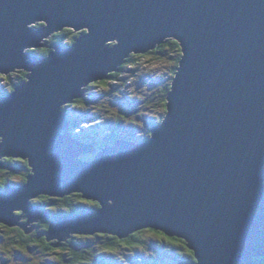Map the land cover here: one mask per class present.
I'll return each mask as SVG.
<instances>
[{"label":"water","instance_id":"water-1","mask_svg":"<svg viewBox=\"0 0 264 264\" xmlns=\"http://www.w3.org/2000/svg\"><path fill=\"white\" fill-rule=\"evenodd\" d=\"M65 27L80 32L73 44L57 42L43 56L26 51ZM167 38L183 53L151 137L101 149L76 139L63 106L119 72L131 52ZM15 67L28 74L0 94V166L7 167L4 156L21 157L31 172L25 184L0 192V222L29 233L32 222L52 217L45 235L58 239L55 246L73 233L126 237L153 227L186 238L197 264H258L264 0H0V73ZM72 192L99 208L53 214L32 202Z\"/></svg>","mask_w":264,"mask_h":264},{"label":"trees","instance_id":"trees-1","mask_svg":"<svg viewBox=\"0 0 264 264\" xmlns=\"http://www.w3.org/2000/svg\"><path fill=\"white\" fill-rule=\"evenodd\" d=\"M78 34H74L72 30L65 28L55 35L53 38V43L57 40L65 41L64 37L70 38V41L67 43L73 42ZM113 45V43H111ZM52 49V45L45 46L38 53L42 55H46ZM151 56V57H150ZM182 56V47L180 42L174 38H168L163 43L158 44L155 48L150 49L147 52L135 53L132 52L129 57L126 58V61L122 64V68L124 66H132L137 65L141 66V60H147L150 64L148 68H142L143 78L146 80L147 92L146 99L144 100L146 108L155 107V109H160L162 116L159 118L155 112L152 115L154 120L161 121L165 112H166V102L167 95L171 88L173 76L176 73L177 66L180 63V59ZM165 61L163 65H161V72L164 74H158V70H156L158 65H155L153 61ZM20 71H23L20 73ZM119 72H115L118 74ZM16 74V75H15ZM2 74H0L1 76ZM16 76V80H10V90L15 88V85L23 81L27 77V72L24 70H17L8 75V78L11 79V76ZM0 92H4V89L0 87ZM84 102V97L75 99L73 103ZM79 105V104H78ZM132 105V104H131ZM107 107V111H108ZM148 111H150L148 109ZM107 118H101L99 120H105L107 126H110L112 123H116V126L109 128L111 131L110 134L106 136L108 141H102L100 138L96 139L90 136L83 138V140L88 141L91 140L97 144V146L102 147L109 143H112L116 140L118 136H120V124L121 121H124V116L120 114H114L109 112ZM135 121V120H134ZM131 121V122H134ZM157 122V121H156ZM74 125L78 124V122H72ZM142 133V132H141ZM93 138V139H92ZM90 142V141H89ZM19 158V157H17ZM22 161L20 163V167H24V171H19L17 174L16 171L10 168V166L14 165V167L19 166L17 162ZM3 162L7 167L3 168L0 166V190L5 188L7 185H12L14 187L20 186V184L26 182L28 180V175L30 174V166L28 160H22L21 158L16 159L14 157H4ZM15 163V164H13ZM22 168V167H21ZM20 176L18 180L15 175ZM89 201H94L95 203H89ZM33 203L42 204L44 207H47L50 212L53 214H71L72 212L81 211L83 208L90 209H98L100 203L97 200L88 199L83 196L81 192H72L65 196H50V195H40L36 199H32ZM22 211H17V215H20ZM27 220V218H26ZM48 222L40 221L38 227L32 231L31 233H27L20 226H9L8 224L0 222V264H23L25 262H30L31 257L33 255V250H39L44 253H54L56 255L57 260H49L52 264H91L93 262H100L99 254H107L109 256L114 255V258L124 259L126 258L125 252L133 250L134 248L142 247L145 251L146 249L142 246L145 243H149V240H145L141 237V232L143 230H147L150 232H155L165 238L173 247L177 250H172L177 252L181 258H186L191 260L192 264L196 263V259L194 257V252L190 248L187 247L186 240L177 236H167L162 230L157 228H144L142 230H138L133 233L131 236L119 237L116 234L112 233H94L92 235L88 234H79L74 233L71 236L63 241L61 246H55L54 241L48 240L47 237L43 234V229H47L49 227ZM83 237V238H82ZM83 240H80V239ZM71 245L72 253L64 254L57 253V247H61V249H65L67 246ZM171 253V252H170ZM19 256V258H17ZM22 258V260L20 259ZM261 264H264V258H258ZM122 260L118 261V264H122ZM127 264H133L126 258ZM139 262L136 264H149L144 261L142 257H140ZM150 260H158L156 258Z\"/></svg>","mask_w":264,"mask_h":264},{"label":"rangeland","instance_id":"rangeland-1","mask_svg":"<svg viewBox=\"0 0 264 264\" xmlns=\"http://www.w3.org/2000/svg\"><path fill=\"white\" fill-rule=\"evenodd\" d=\"M43 21V20H38ZM41 23V22H40ZM39 24V23H37ZM69 28V27H67ZM72 28V29H71ZM70 30H74L73 33L77 34L79 31H75L74 27H71ZM59 33V31H56L52 33L51 35L45 37L44 41L45 43L50 46L53 44V37ZM65 41L62 42H68L70 41V38L64 37ZM113 41V40H112ZM113 42L117 43V40H114ZM55 43V42H54ZM45 47V44L41 47H34V48H28L26 51H36L39 52L42 48ZM43 56L42 54H40ZM151 57V56H150ZM142 63H140L141 66L137 65H128L124 66V71L120 73L119 78H110L107 79V83L101 82H93L90 86H88L90 92H95L96 97L94 101H89V104H84L78 107L80 114H82V111L88 108V106H93L95 108H100L101 106H109L108 111L112 112L114 114H118L120 112V115L124 116L123 126L125 128H128V124L131 123L132 120L137 121L135 123V126H139L140 131H135V135H141L145 134L144 131H147L148 128L145 126L144 123H142L144 117H148L153 121V112L156 113V115L160 118L162 116V113L160 112V109H155V107H148L150 111L145 106L144 100L146 99V92L148 90L146 85V80L143 78L142 68H148L150 64L147 60H141ZM165 61H153L155 65H158L156 70H158V74H164V72H161V65L164 64ZM166 63V62H165ZM121 66V65H120ZM25 71V70H24ZM23 71H20L22 73ZM16 75V74H15ZM11 76V79H8V75H1L0 76V87L10 90V80H16V76ZM94 86V87H93ZM88 91V93H90ZM123 102H126L127 105H133V110L140 109L141 114L140 115H134L131 112L126 113L124 111H120V108L123 107ZM137 102V103H136ZM117 103V104H116ZM136 103V104H135ZM136 113V112H134ZM86 132V130H83ZM142 132V133H141ZM92 135V134H91ZM134 136V135H133ZM84 155V154H83ZM86 156H91L90 154H85ZM22 163V161L18 162ZM24 168H20V171H24ZM19 174L20 172H16ZM15 177L20 179V176L14 174ZM45 218V217H44ZM43 218L39 219L42 220ZM38 220V221H39ZM38 221L32 222L34 226L38 227ZM39 228V227H38ZM141 237H143L145 240H149V243H145L142 245L146 250V255H151L152 253H158L159 255L164 252L162 248H158L159 250H156L155 247L157 244L162 245L164 243H168L166 239H164L162 236L155 232H150L147 230H143L141 232ZM83 238V237H82ZM80 240H83V239ZM57 239V238H55ZM58 240V239H57ZM162 249V250H161ZM161 250V251H160ZM57 253H63L64 254H71L73 251L71 249V245L67 246L65 249H61V247H57L56 250ZM33 255L31 257L30 262H25L23 264H52L49 262V260H57L56 255L54 253H44L39 250H33ZM134 252L137 255H140V251L138 249L134 250ZM19 258V256L17 257ZM166 261V263H159V264H186V262L182 263L181 260H171L169 259V256L165 254L163 257H161ZM22 260V258L20 257ZM56 264V263H54Z\"/></svg>","mask_w":264,"mask_h":264},{"label":"clouds","instance_id":"clouds-1","mask_svg":"<svg viewBox=\"0 0 264 264\" xmlns=\"http://www.w3.org/2000/svg\"><path fill=\"white\" fill-rule=\"evenodd\" d=\"M41 22V23H40ZM40 22H37V23H39V24H37L38 26H41V25H43V23H44V21H40ZM65 28H67V27H65ZM64 28V29H65ZM71 27H69V28H67V29H70ZM64 29H62V30H64ZM72 29V28H71ZM62 30H60V31H62ZM59 31V32H60ZM72 31H74V30H72ZM78 34V36L80 35V32L79 33H77ZM55 37V36H54ZM53 37V38H54ZM168 39V38H167ZM75 40H76V38H75ZM75 40L73 41V42H70V43H65V42H62V41H60V40H57V41H55V43H53L52 44V49L51 50H53L54 49V45L57 43V42H62V43H64V44H67V45H71V44H73L74 42H75ZM45 42V41H44ZM111 43H113V45L115 44V42H108L106 45L107 46H113ZM181 45V44H180ZM45 46H47V44L45 43ZM50 50V51H51ZM49 51V52H50ZM29 52H32V53H35V54H38V55H40L38 52H36V51H29ZM48 52V53H49ZM47 53V54H48ZM132 53V52H131ZM183 53V52H182ZM46 54V55H47ZM182 57V56H181ZM121 67V69H120V71H119V73L118 74H115V72H110L109 74H110V78H119V76H120V73L121 72H123L124 71V69L122 68V65L120 66ZM27 72V71H26ZM0 74H2V73H0ZM10 74V73H9ZM9 74H2V75H9ZM27 74H28V72H27ZM174 77V76H173ZM9 79V78H8ZM26 79V78H25ZM24 79V80H25ZM173 80V79H172ZM99 82H101V81H103V83H107L108 84V81H107V79H103V80H98ZM98 81H94V82H98ZM93 82H91L89 85H87V86H85L84 87V102H81V103H78L77 105H76V103H68V104H66V105H64L63 106V109H64V111L65 112H67V115H68V119L71 121V130L75 133V135L77 136V137H79L81 140H83V138H86L87 136H90V137H93V138H96V139H101L102 141H103V138L104 137H98V135L96 134V133H91V134H86V133H84V131L82 130V127H81V123H83L84 124V122H85V124L84 125H86L87 123H88V121H90V119L94 122V124L95 125H103V126H105V129H106V131H107V135L108 134H110L111 133V131L109 130V128H112L113 126H116V123H112V124H110V126H107V124H106V122H105V120H99V119H101V118H107L108 117V115H110L109 114V111H107V107L109 108V106H107V105H105V106H101L100 108H95V107H93V106H88V108L87 109H85L84 111H82V114H80V111H79V106H80V104L81 105H84V104H89L88 102L89 101H94L95 100V98L94 97H96V95H95V92H90L89 91V88H88V86H90L91 84H92ZM172 85V84H171ZM94 87V86H93ZM4 89V88H3ZM12 90H7V89H4V92H0V94H3V93H6V92H11ZM88 91L90 92V93H88ZM74 102V101H73ZM137 103V102H136ZM135 103V104H136ZM167 103V102H166ZM117 104V103H116ZM134 105V104H133ZM133 105H127V103L126 102H123V107L122 108H120V111H124V112H126V113H129V112H131L132 114H134V115H140L141 114V112H140V109H136V110H133L132 111V109H133ZM167 108V107H166ZM147 109H149V108H147ZM166 111H167V109H166ZM134 112H136V113H134ZM118 114H120V112L118 113ZM165 115H166V112H165V114H164V116H163V118L161 119V121H159L158 122V120H154V118H153V121L150 119V118H148L147 116L146 117H144L143 118V121H142V123H144L145 124V126L148 128V130L147 131H144V133L145 134H141V135H135L134 134V130L135 131H140V128H139V126H135L134 124L135 123H137V121H134V120H132V121H134V122H131L130 124H128V128H125L123 125H117V126H120V132H118V133H120V136H118L117 138H116V140L114 141V142H112V143H115L118 139H123V138H126V139H130V140H136V141H138V142H141V141H144V140H146V139H148L149 137H151V135H152V126L153 125H156V124H158V123H161L162 121H163V119H164V117H165ZM83 118H84V121H83ZM93 118V119H92ZM73 120H74V122H78V124H76V125H74L72 122H73ZM120 124H123V121H121V123ZM134 135V136H133ZM92 138V139H93ZM109 139L107 138V141H108ZM84 141V140H83ZM88 141H90V143H95V142H93V141H91V140H88ZM88 141H84V142H87V143H89ZM112 143H109V144H112ZM96 144V143H95ZM109 144H107V145H109ZM107 145H104V146H107ZM96 146H97V144H96ZM104 146H102V147H104ZM102 147H99V146H97V148L98 149H101ZM84 154V155H83ZM85 154H90L91 156H86ZM95 156H96V153L95 152H84V153H82L81 154V157L82 158H85V159H92V158H95ZM4 157H6V156H4ZM4 157H2V161H3V158ZM8 157H11V156H8ZM14 158H17V157H14ZM19 158H21V157H19ZM22 160H26V159H23V158H21ZM18 163V162H17ZM13 164H15V163H13ZM20 163H19V168H24L23 166H21L20 167ZM31 172V171H30ZM27 182V181H26ZM26 182H24V183H22V184H25ZM22 184H20V185H22ZM12 186V185H11ZM6 188V187H5ZM5 188H3V189H1L0 190V192L1 191H3ZM47 220H49L50 222H49V227L47 228V229H43L42 231H43V234L45 235V233H46V231H48L49 230V228H50V226H51V224H52V221H53V218L52 217H43V219L42 220H39L38 221V223L40 222V221H42V222H48ZM14 226H20L21 227V225H14ZM22 228V227H21ZM37 228V226H35V228L32 230V231H34L35 229ZM144 228H148V227H142V228H139V229H137V230H135V231H133V232H131V234L130 235H128V236H131L133 233H135L136 231H138V230H142V229H144ZM153 228V227H152ZM160 230V229H159ZM31 231V232H32ZM31 232H29V233H31ZM162 232L165 234V235H167V236H171V235H168L164 230H162ZM74 234V233H73ZM88 235H92V234H88ZM46 236V235H45ZM172 236H177V235H172ZM177 237H180V236H177ZM180 238H183V239H185L186 240V243H187V239L186 238H184V237H180ZM165 239V238H164ZM51 241H57V239H50ZM61 244H63V242L61 243ZM61 244L60 245H58V246H61ZM150 244V243H149ZM157 249L156 250H159L158 248H162L163 250H164V252L163 253H161L160 255L158 254V253H152L151 255H146V252L143 250V248L142 247H138V248H134L133 250H130V251H128V252H125V254H126V258L128 259V261H130L131 263H133V264H136L137 262H139V260H137V259H139L140 257H142L143 259H144V261L146 262V263H149V264H159V263H166V261L164 260V259H162L161 257H163L165 254H167L168 256H169V259H171V260H181V262L182 263H184V262H186V264H192V262H191V260H189V259H186V258H181L179 255H177V252H174V251H172V250H177L175 247H173L172 245H171V243H164V244H162V245H159V244H157L156 246H155ZM187 247L188 248H190L188 245H187ZM136 249H138L139 251H140V255H137L135 252H134V250H136ZM161 249V250H162ZM191 250H193L192 248H190ZM160 250V251H161ZM171 252V253H170ZM193 252H194V257H195V259H196V263H194V264H197L198 263V258H197V256H196V253H195V250H193ZM98 256H100V262L98 261L97 263H95V262H93V263H91V264H118V261L119 260H122V259H118V258H114V255H111V256H109V255H107V254H99ZM126 258H124L123 260H122V264H127L126 263ZM153 258H156V259H158V260H150V259H153ZM258 258H264V256H257L256 258H255V261L258 263V264H261L260 262H259V259ZM140 263H142V264H144L143 262H140Z\"/></svg>","mask_w":264,"mask_h":264},{"label":"bare ground","instance_id":"bare-ground-1","mask_svg":"<svg viewBox=\"0 0 264 264\" xmlns=\"http://www.w3.org/2000/svg\"><path fill=\"white\" fill-rule=\"evenodd\" d=\"M17 70H21V68H17V67H15L14 70H13L12 72H10V73H13V72H15V71H17ZM74 137L77 139L76 135H75ZM84 141H85V140H84ZM88 142H89V141H88Z\"/></svg>","mask_w":264,"mask_h":264},{"label":"snow or ice","instance_id":"snow-or-ice-1","mask_svg":"<svg viewBox=\"0 0 264 264\" xmlns=\"http://www.w3.org/2000/svg\"><path fill=\"white\" fill-rule=\"evenodd\" d=\"M85 31H87V29H85ZM89 203H95L94 201H89Z\"/></svg>","mask_w":264,"mask_h":264},{"label":"flooded vegetation","instance_id":"flooded-vegetation-1","mask_svg":"<svg viewBox=\"0 0 264 264\" xmlns=\"http://www.w3.org/2000/svg\"><path fill=\"white\" fill-rule=\"evenodd\" d=\"M16 159H19V158H16ZM19 162V161H18Z\"/></svg>","mask_w":264,"mask_h":264}]
</instances>
